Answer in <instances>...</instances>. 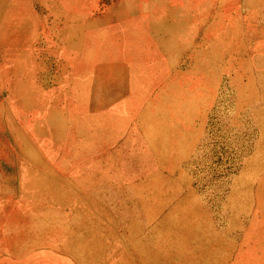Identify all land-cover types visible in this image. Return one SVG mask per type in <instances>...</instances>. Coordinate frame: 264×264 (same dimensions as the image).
<instances>
[{
	"label": "rangeland",
	"instance_id": "obj_1",
	"mask_svg": "<svg viewBox=\"0 0 264 264\" xmlns=\"http://www.w3.org/2000/svg\"><path fill=\"white\" fill-rule=\"evenodd\" d=\"M37 1L33 12L54 3ZM83 1L93 8L84 15L88 49L79 54L90 55L79 59L80 81L51 111L75 118L80 105L72 103L93 78V126L105 136L88 153L82 142L69 146L71 125L57 135L45 121L43 98L59 86L28 95L30 108L21 105L15 70L0 53V264H80L49 245L33 246L39 230L11 250L3 245L7 221L20 226L36 216L33 196H19L38 180L65 195L64 205L42 203L47 211L67 216L81 201L83 214L65 235L91 230L85 247H100V263L264 264V0ZM121 1V17L100 19ZM116 86L125 89L122 101L115 92L108 103L101 99V89ZM24 138L35 153H26ZM79 160L83 188L68 177ZM118 242L130 249V263L109 251Z\"/></svg>",
	"mask_w": 264,
	"mask_h": 264
},
{
	"label": "bare ground",
	"instance_id": "obj_2",
	"mask_svg": "<svg viewBox=\"0 0 264 264\" xmlns=\"http://www.w3.org/2000/svg\"><path fill=\"white\" fill-rule=\"evenodd\" d=\"M52 2H54L52 4L53 6H49V4H43L45 5L46 10L49 11V13H47L45 8L42 7L37 10H34V12L32 11V8L30 7L34 4L38 6L39 3L37 0H0V53H4L7 58L10 59V63L8 65L10 66V69L12 66V68L15 70V75L17 76L16 87L22 92L21 99H19V101L21 100L20 104L22 105V103H24L27 108H30L28 107L30 105L26 104L27 96L29 95L30 98H36V96H41V92L45 90L44 88L46 86V83L44 81V77L46 76L48 68H50L49 66L51 65L52 67H56L55 71L58 73L59 78H61V88H59L58 92H55L52 96H44L43 98L45 104L44 111H46L45 113H47V115L45 116V121H48L49 123L56 126L55 128H57V135L64 132L66 125V128L71 125L74 134L73 142L69 146L71 148H78L79 142H82L85 145V149L82 150H85L86 153H88L90 150L87 149V147L92 149L96 145L93 142L101 143L102 138L104 139L105 136V132H103L102 128L98 129L97 127L93 126L94 121L91 109L93 106V101L90 99L91 92H94V90H96L93 89V87H95V81L93 80V78L89 77L85 80L84 89H81L82 91L77 94V97L79 99H76L74 95L71 96L70 100H73V98L76 99L72 103V105H80L77 106L78 111L75 115V118L73 113L71 115L69 114V120L67 122L63 111L57 114L55 111L52 112L51 110L52 108H55V106H58L59 103H61L60 99L62 100L63 97L67 95L69 88H72L77 81H80V74L77 65L80 63V60L87 58L90 55V50L82 52V56L81 53L79 54V52L84 49L83 47H86L88 49L85 44H87L89 41L88 37L86 36V32H88L87 30H89V21H86L87 17L84 15L86 14L85 12L90 14V10H92L93 7H85V4L87 6L88 3L83 0H78V2L76 0H52ZM118 7L123 8V2L122 4L120 2ZM20 8L22 9L21 11H23L22 13H18V10ZM44 13H46V15ZM121 14H123V12L111 11V14H108V16L106 17L101 16L100 19L112 21L114 18L121 17ZM205 18L206 17L204 15H201L200 21H203L202 23H204ZM14 23L15 25L17 24L19 26L17 28L11 27V25ZM239 25L240 24L238 23L235 24V26L237 27ZM155 32L158 35L161 34V31ZM167 32H163V35L167 34ZM120 34L123 33L120 32ZM25 37H27L29 41H32L33 46L31 49L30 47L26 50L23 48L22 41L25 39ZM160 39V36H158L157 40L161 44L162 41ZM36 44L39 47H36ZM163 48L169 49V45ZM39 55H45V57H38ZM45 61L47 63V66L43 63ZM114 71L115 74L113 73V75L116 76L118 73L116 72V70ZM53 72L54 71H52V74ZM116 80L118 81V76H116ZM56 83L59 85L60 82L56 81ZM125 85L128 86V83ZM117 88V86L116 88H113L117 91H112L111 87L101 89V99H106L108 103V100L115 92V95L118 96L117 102H119V100L122 101V97H120V95L125 89ZM34 98H31V100H33ZM104 104L105 103H101L99 106ZM32 129L36 136V128L33 127ZM46 132L47 131L41 132V135L43 136ZM32 147L33 144L27 142V140L25 139L24 148H27L26 153L28 152V154H30L34 152L32 150ZM75 159H77V157ZM78 162H80V160L77 161V163ZM78 164L79 165H77L75 170L71 171L68 174V177L71 180L75 181L76 186L83 188L85 187V184L82 183V181H80L77 176L79 175L80 177L81 174H84L83 170L85 162ZM110 179L112 180V183L117 184V181L113 179L111 173ZM44 180L46 179L44 178ZM78 190L77 195L85 199L87 194L81 191L80 189ZM28 192H30V194ZM30 195L33 196V200H35L36 202L38 215L36 214V216L31 218L26 216L22 217L29 219L28 223L25 222L26 224L20 226L15 225L14 227H11L10 222L7 221L5 225L7 231L3 236V245L8 250H11L12 243H18V241L16 240L23 238L27 239L29 237L32 238V236L36 234L35 230H39L40 234L38 232V238L35 241L34 238L31 239L33 240L31 241L33 246L39 247L42 245H49L54 251L66 255L67 257H71L73 260L80 264H84V260H88L90 264H103L99 262V260L102 259L99 253H103L100 247L92 245L91 249L89 250L85 247V243L88 240L93 239L91 238V230H89L87 234H83L82 236L78 237L75 235L74 237L71 235H65V230H71L76 227V223L80 219L77 215L83 214V208L80 203L81 201H77L76 203L75 201H72L73 204L68 209L71 214L66 216L67 211L65 212L63 211V209L57 211H47V209L41 207L42 203H53L58 205V203L62 204L61 202H63L64 200L65 195L63 193L60 194L56 191H53L52 186L48 183L38 180L31 182V184H28V186L24 185L22 193L19 197L27 199ZM89 198L93 197L89 196L85 201H87V205L90 206L93 204V202L91 201L93 199ZM47 214L61 217L59 218L61 221L48 222L46 221ZM86 220V226L87 224L90 225L92 219L90 217H86ZM17 221H22V219L17 218ZM83 228L89 229V227ZM8 230H10L9 234H11V238L8 237ZM12 235L14 239L11 242L10 239H12ZM64 235L67 237L66 241L64 239L66 243L62 241L63 239H61L64 238ZM126 247L122 245V242H118L117 249H112L109 247V251L112 250V252L116 253L121 259H125L127 262L130 263V249H127Z\"/></svg>",
	"mask_w": 264,
	"mask_h": 264
},
{
	"label": "crops",
	"instance_id": "obj_3",
	"mask_svg": "<svg viewBox=\"0 0 264 264\" xmlns=\"http://www.w3.org/2000/svg\"><path fill=\"white\" fill-rule=\"evenodd\" d=\"M77 2H78V0H76ZM109 1V0H108ZM122 2L123 1H121V4H122ZM46 4V3H45ZM119 4H120V2H119ZM119 4H117L116 6H111V7H109L108 8V11H107V13H106V15L104 14V16L106 17V16H108V14H111V11H115V12H121L122 11V7H118V5ZM36 6V5H35ZM34 6V7H35ZM51 6H53V5H51ZM33 7V8H34ZM35 10H37L36 8H34ZM47 11V10H46ZM45 11V12H46ZM47 13H49V11H47ZM45 15H46V13H44ZM103 16V17H104ZM23 43H22V45H23V48L26 50L27 48H29L30 47V49L32 48V46H33V44H32V41H29L28 40V38L27 37H25V39L22 41ZM36 47H39V46H37V44H36ZM38 57H41V58H44L45 57V55H39ZM44 63V65H46L47 66V63H46V61L45 62H43ZM50 68H48V70H47V73H46V76L44 77V81H45V83H46V86H45V90H50V88L51 87H56V86H59V88H61V78H59V75H58V73L55 71V68L56 67H52L51 65L49 66ZM52 71H54L53 72V74H52ZM51 74V75H50ZM50 78V79H49ZM56 81H58V82H60L59 83V85L56 83ZM53 85V86H52ZM74 87V86H73ZM71 88V87H70ZM69 88V89H70ZM44 91V90H43ZM69 91V90H68Z\"/></svg>",
	"mask_w": 264,
	"mask_h": 264
}]
</instances>
